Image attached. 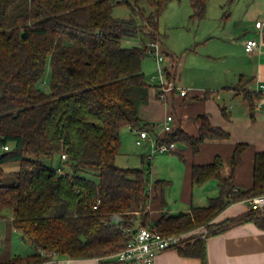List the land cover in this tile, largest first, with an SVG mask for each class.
<instances>
[{
  "label": "trees",
  "instance_id": "16d2710c",
  "mask_svg": "<svg viewBox=\"0 0 264 264\" xmlns=\"http://www.w3.org/2000/svg\"><path fill=\"white\" fill-rule=\"evenodd\" d=\"M171 1L0 0V177L6 173L4 165L17 163L10 171L16 183L0 185V219L11 217L14 229L34 248L29 256L0 264L108 256L126 246L131 236L125 229L142 226L163 235L206 226L205 238L193 234L177 251L208 264V238L246 222L264 230V211L250 208L237 218L215 221L231 204L264 194V152L255 154L252 187L235 186V171L247 144L235 146L227 176L222 175L220 156L192 167L194 186L218 180L219 196L208 206L178 214L162 211L156 218L151 205L159 199L160 207H167L164 190L169 182L156 180L150 188L151 164L145 155L142 169L116 162L124 129L153 131V125L143 124L139 116L153 87L142 63L151 55L149 44L164 39L159 17ZM207 1L190 0V20L206 17ZM142 2L149 5V12ZM120 5H126L132 16L114 17V8ZM142 31L147 41L139 34ZM125 39L140 42L126 47ZM48 64L46 92L40 83ZM166 75L173 79L168 68ZM259 94L244 90L250 106ZM226 110L221 111L227 118ZM197 120L198 136L172 128L158 144H185L197 154L207 140L229 139L230 134L213 126L207 115ZM62 155L67 157L64 161ZM56 159L59 162L53 165Z\"/></svg>",
  "mask_w": 264,
  "mask_h": 264
},
{
  "label": "crops",
  "instance_id": "0c3cea01",
  "mask_svg": "<svg viewBox=\"0 0 264 264\" xmlns=\"http://www.w3.org/2000/svg\"><path fill=\"white\" fill-rule=\"evenodd\" d=\"M233 2L239 4L241 0ZM208 4L209 0L207 9ZM236 17L239 20L238 24L230 28V70H228L230 79L214 86L210 82L212 77L208 80L203 76L202 82L195 84L193 89L186 88L188 94L185 97L175 92L169 94L165 101L158 98V87L155 85L150 89L148 102L139 109L141 122L154 127L150 132L151 137L164 135L162 123L168 115L174 118L172 124L174 129H182L192 136H198L200 122L197 117L203 114L209 117L213 126L220 127L230 134L227 140L205 141L197 154L185 144L176 145L177 149L169 152L175 157L164 159L167 163H171L169 169L172 171L168 172L164 179H158L169 182L164 190L167 207L162 209L160 200H155L150 208L151 215L155 218L162 211L178 214L189 212L193 207H206L210 199L218 197L220 192L218 180L209 179L200 186H194L191 181L192 167L209 164L216 156H220L223 162L222 175H229L232 154L237 144H247L248 149L243 153L242 161L235 171V186L237 189H248L253 185L254 157L256 153L264 152V94L259 90V86L264 84V0H243ZM259 22L263 25L258 27ZM249 39H257L261 42L260 49L252 54L245 51V44ZM164 51L167 57L164 65L172 71L173 79L177 83L181 66L179 57ZM215 82L218 81L215 79ZM244 90L260 93L259 97H254L253 106H250L245 98ZM223 91L234 93L230 108L220 105L214 99L216 93ZM258 100L263 102V106L257 105ZM224 107L227 109V118L221 111ZM126 130L124 135L121 134L119 154L122 149L128 151V143H136V136L130 133V128ZM175 184L179 195L173 198L174 203L171 205L165 197V191L168 188L171 190L170 188ZM152 186L153 184L150 188ZM248 210V201L236 202L227 207L215 221L222 222L237 218ZM15 231L11 217L0 219V243L1 240L6 243V248L0 255V262L12 258V236ZM206 253L208 264H264V230L253 222L233 226L223 233L208 238ZM52 261L55 264H98L94 258L55 257ZM156 264H202V261L195 257H184L175 249L159 254Z\"/></svg>",
  "mask_w": 264,
  "mask_h": 264
},
{
  "label": "rangeland",
  "instance_id": "374dc122",
  "mask_svg": "<svg viewBox=\"0 0 264 264\" xmlns=\"http://www.w3.org/2000/svg\"><path fill=\"white\" fill-rule=\"evenodd\" d=\"M242 1L239 5L233 1L231 3L230 0H209L206 17L201 22L190 20L192 14L190 0H172L167 9L160 15L159 26L164 39L158 43L162 46V53L165 54L164 50H166L167 53H172L179 57L181 62L178 84L176 83L178 87L191 90L195 84L202 82L203 76L208 80L212 77L210 82L214 86L221 81L230 79V74L228 73V70H230V28L238 24L239 20L236 14L242 6ZM140 5L145 7L147 12L150 11V7L146 2H142ZM113 15L116 18L126 19L132 16V12L126 5H120L114 8ZM137 18L139 19V16ZM139 34L145 41L148 40L143 31ZM139 42L137 40L131 42L125 39L123 45L129 47ZM156 66L153 55H149L143 60L142 69L151 86L159 85L160 83L159 78L152 79L153 76L157 75ZM50 77L51 68L48 64L43 80L40 83V88L46 92L49 91ZM215 79L218 82H215ZM232 97H234L233 92L223 91L216 93L214 99L220 105H226L230 108ZM125 131L127 130L122 131V135H124ZM130 133L134 135L131 130ZM150 145L151 142H145L144 145L137 147L135 142L128 143V151L126 149V151L123 149L120 151L117 157V164L121 167L142 169L145 167L142 162V156L145 153L149 154ZM167 157H175V155L169 152L158 153L148 160L151 164L150 186L159 178L164 179L165 175L172 171V169H169L171 163H167L164 159ZM58 162L59 160L56 159L53 165H57ZM175 162L178 165L176 158ZM3 169L6 173L0 177V185H14L16 178L10 171L17 169V163L4 165ZM170 189L168 188L165 191V197L173 205V198L179 195V191L176 184ZM0 245L1 255L6 248V243L1 240ZM33 251V246L24 240L22 234L16 230L12 236L11 256L26 257L31 255ZM43 264L55 263L48 261Z\"/></svg>",
  "mask_w": 264,
  "mask_h": 264
},
{
  "label": "built area",
  "instance_id": "2783aa9c",
  "mask_svg": "<svg viewBox=\"0 0 264 264\" xmlns=\"http://www.w3.org/2000/svg\"><path fill=\"white\" fill-rule=\"evenodd\" d=\"M258 27L262 26V23L257 24ZM150 54L154 56L157 64V75L152 79L159 78L158 98L162 101L167 100V97L171 93L177 92L179 96L185 97L188 94L186 88H180L176 85L174 79H169L166 75L165 61L166 55L162 53V46L160 43H150ZM261 47V42L257 39H249L245 44V51L248 54H252L258 51ZM259 90L264 94V84L259 86ZM258 106H263L261 100L257 101ZM174 118L172 115H168L162 123V130L164 133L171 132L173 128ZM131 132L136 136V144L138 146L144 145L145 142H151L149 154L147 159L150 160L154 155L158 153H166L175 151L177 149L176 144H158V138L160 136L155 135L151 137L150 132L147 130H140L137 128H130ZM7 146L4 147V151H8ZM66 155H62V161L66 159ZM57 172L60 174L63 172L62 168H59ZM249 208L261 213L264 211V194L252 197L247 200ZM138 221L134 220L135 225ZM125 233L130 234V239L126 246L120 251L99 258H94L98 264H156L159 254L167 250H177L179 247L185 245V240L195 234L199 238H205L208 233L206 226H202L195 231L178 234V235H163L154 229L147 227H139L136 231L125 229ZM44 254V252L42 253Z\"/></svg>",
  "mask_w": 264,
  "mask_h": 264
}]
</instances>
